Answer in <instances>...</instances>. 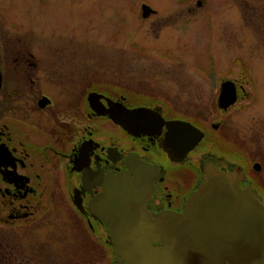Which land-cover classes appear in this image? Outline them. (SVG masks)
<instances>
[{"label": "flooded vegetation", "instance_id": "1", "mask_svg": "<svg viewBox=\"0 0 264 264\" xmlns=\"http://www.w3.org/2000/svg\"><path fill=\"white\" fill-rule=\"evenodd\" d=\"M27 1L34 2L0 0V264L29 262L28 256L19 259V241L23 236L35 237L29 228L50 213L54 200L78 220L84 236L105 248L114 261L108 225L90 210L93 199L103 192L111 177L130 171L136 159L156 166L151 177V199L146 204L151 216L183 212L187 199L205 176L206 162L228 171L244 164L239 149L242 143L235 137L234 145L226 141V134L218 137L217 133L230 113L245 110L254 102L253 92L247 90L249 77L245 73L242 78L226 80L236 85V104L241 108L236 104L226 110L219 108V84L209 123L198 116H186L176 112L161 95L139 94L130 85L98 81L97 74L91 73L94 68H82L57 56L63 52L53 50L56 48L47 41L46 45L43 40L42 46H35L33 32L19 29L20 22L14 17L17 3L26 5ZM155 11L150 17L160 14ZM92 94L101 96L102 112L113 108V103L127 110H153L156 114L149 119L146 134H132L130 130L139 132V128H126L115 123L109 113L99 114L89 101ZM158 115L165 122H189L204 133L203 141L183 161L172 159L165 151L168 128ZM256 163L244 164L247 181L242 186L250 183L264 198V182L253 176V172L261 173L255 171ZM88 176L91 180L85 181ZM45 262L54 260L49 256Z\"/></svg>", "mask_w": 264, "mask_h": 264}, {"label": "rangeland", "instance_id": "2", "mask_svg": "<svg viewBox=\"0 0 264 264\" xmlns=\"http://www.w3.org/2000/svg\"><path fill=\"white\" fill-rule=\"evenodd\" d=\"M179 1L46 0L42 5L34 0L25 2L32 7L18 2L14 17L19 29L33 32L35 46L47 41L53 50L61 49L57 56L94 68L98 81L161 95L176 112L208 123L219 84L247 73L254 102L230 113L217 136L226 134L232 144L236 137L244 164L259 162L261 173L253 176L264 182V0ZM143 3L160 14L143 20ZM57 203L29 228L35 237L19 241V259L112 264L105 248L84 236L78 220Z\"/></svg>", "mask_w": 264, "mask_h": 264}, {"label": "water", "instance_id": "3", "mask_svg": "<svg viewBox=\"0 0 264 264\" xmlns=\"http://www.w3.org/2000/svg\"><path fill=\"white\" fill-rule=\"evenodd\" d=\"M155 13L143 4L144 19ZM1 83L0 74V88ZM220 91L219 108L226 110L236 104L233 82H223ZM100 98L97 94L89 98L99 114L109 113L115 123L126 128H139V132L129 129L132 134H146L149 119L156 114L153 110H127L113 103V108L102 112ZM158 117L167 125L165 151L172 159L183 161L203 141L204 133L191 123L165 122ZM135 121L139 125L146 122L139 126ZM129 167L130 171L111 177L90 206L97 219L108 225L112 264H264V198L250 183L242 186L247 181L243 163L228 171L206 162L205 176L183 212L157 217L146 208L156 166L135 159ZM254 169L260 171L262 166L256 163Z\"/></svg>", "mask_w": 264, "mask_h": 264}]
</instances>
